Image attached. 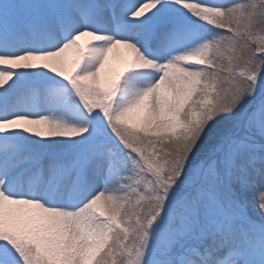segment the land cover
Here are the masks:
<instances>
[{
    "label": "snow or ice",
    "instance_id": "obj_1",
    "mask_svg": "<svg viewBox=\"0 0 264 264\" xmlns=\"http://www.w3.org/2000/svg\"><path fill=\"white\" fill-rule=\"evenodd\" d=\"M0 264H264V0H0Z\"/></svg>",
    "mask_w": 264,
    "mask_h": 264
},
{
    "label": "rangeland",
    "instance_id": "obj_2",
    "mask_svg": "<svg viewBox=\"0 0 264 264\" xmlns=\"http://www.w3.org/2000/svg\"><path fill=\"white\" fill-rule=\"evenodd\" d=\"M225 2H231V0H225ZM250 200H251V194H250Z\"/></svg>",
    "mask_w": 264,
    "mask_h": 264
}]
</instances>
